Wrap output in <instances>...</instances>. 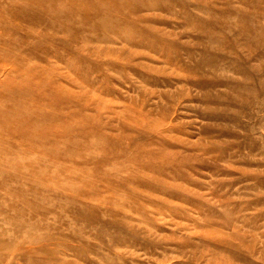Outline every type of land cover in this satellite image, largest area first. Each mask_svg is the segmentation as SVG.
<instances>
[{
  "label": "rangeland",
  "instance_id": "1",
  "mask_svg": "<svg viewBox=\"0 0 264 264\" xmlns=\"http://www.w3.org/2000/svg\"><path fill=\"white\" fill-rule=\"evenodd\" d=\"M0 264H264V0H0Z\"/></svg>",
  "mask_w": 264,
  "mask_h": 264
}]
</instances>
